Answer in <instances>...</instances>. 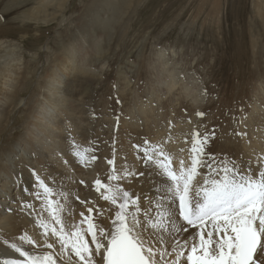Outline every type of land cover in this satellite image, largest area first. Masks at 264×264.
<instances>
[{"label":"rangeland","instance_id":"374dc122","mask_svg":"<svg viewBox=\"0 0 264 264\" xmlns=\"http://www.w3.org/2000/svg\"><path fill=\"white\" fill-rule=\"evenodd\" d=\"M37 2L0 0V67L8 68L11 61L12 69L11 74L3 77L7 82L0 81L4 92V97L0 96V114H4L0 126L3 128L0 167L19 168L18 161L27 147L21 140L27 131L31 108L37 109L48 92L51 98H55L53 95L64 98L61 90L49 89H56L59 81H63L55 77L48 85L46 78L53 67L54 71L64 73L63 79L76 77V93L65 96L67 106L75 107V115L69 114L67 119L56 117L63 122L61 129L95 130L90 135L94 147L96 143L121 137L120 130H146L145 123L128 129L121 125V120L134 121L135 108L145 104L156 89L160 95L155 102L157 113L167 130H183L186 122L196 116L197 125L191 127L190 134L199 131L209 135L204 147L211 148L208 157L213 162L239 157L240 143L235 142L234 133L241 130L240 124L250 117L255 104L264 111V0H67V3L64 0L66 6L51 5L39 19L30 18ZM68 53L75 62L72 74L69 60L66 69L59 71V62ZM161 53L165 54L169 72L177 70L193 80V94L198 92L201 101L187 98L184 88L178 85L171 91L155 86L161 77V71L158 72L161 62H156ZM21 79L23 89L11 107L6 95ZM65 109L58 110L66 114ZM198 112L204 115L199 116ZM258 121L264 123L263 119ZM50 128L48 131H53V125ZM70 133L67 137L73 142ZM192 140L186 137L183 144ZM64 141L63 147L68 149ZM99 151L100 155L105 153ZM48 160L49 157L44 158L43 162ZM29 162L30 159L22 167ZM70 176L77 177L74 173ZM70 176L67 175L68 179ZM11 181L21 183L20 171ZM30 186L28 194H33ZM14 189L12 186L10 192L14 198L3 199L0 210L8 207L12 211L8 203L19 196ZM65 197L67 193L63 191L59 198ZM74 199L72 195L75 203L70 200V211L79 203V199ZM37 201L44 203V199ZM64 208L60 210L62 215ZM95 214L97 225L102 226L98 222L99 213ZM103 216L104 211L100 222ZM62 221L69 222L67 216Z\"/></svg>","mask_w":264,"mask_h":264},{"label":"bare ground","instance_id":"6f19581e","mask_svg":"<svg viewBox=\"0 0 264 264\" xmlns=\"http://www.w3.org/2000/svg\"><path fill=\"white\" fill-rule=\"evenodd\" d=\"M35 1H38V6L29 15L30 18L36 17L39 19L42 12L51 5L57 4L58 8H62L65 5L64 0H59V2L58 0ZM66 1L67 0H65V2ZM165 59V54L161 53L160 56L158 55V61L156 62L160 61L161 63H159L160 70H157L158 72L161 71V77H156L159 79H156L157 83H155V86L165 87L167 90L171 91L176 85H178L180 88H184L183 93L187 98L194 97L196 102L201 101L202 97L198 92L193 94L195 91L193 80L187 79L184 75L179 74L177 70L169 72ZM68 60L69 65L71 66L70 74H72L71 72L75 70L72 68L75 62L74 58H72L71 54L69 53L65 55L64 60L59 62V71L61 72L66 69V62ZM10 63L11 61L9 64ZM9 64H7L8 68L0 67V81L7 82L3 79V77L11 74L12 69ZM156 64L157 63H155V65ZM154 66L152 68H154ZM54 69L55 67L52 68L46 78L48 85H50V79H55V77H59V79H62L63 81H59L56 89L54 87L49 89L61 90L63 93H65L64 98L54 95L52 97L55 98H51L48 95V92L45 98H43L42 103L38 105L37 109L31 108L27 131L24 139L21 140L22 142L26 143L27 147L22 152L21 160L18 161L19 168L16 165L0 167V187L1 191H4V193L0 191V203L3 201V199L5 201L9 199L11 196L10 192L12 191V186L17 189V195H19L14 199V201H9L8 203L9 207L12 205L10 207V210L13 208L12 211H9L8 207L0 210V261L24 259L19 255V253L15 252L10 247V244L16 243L25 251H28L34 255L41 254L45 251H52L56 256L57 264H68L69 253L67 251L64 253L66 257L64 255H59L60 245L56 237L51 235L50 230L48 235L44 236V229L40 227L41 222L49 224L50 229L53 226L59 229L60 225H56L52 220V217L49 214L51 210L48 209L45 200L44 203H38L37 201H42L44 199L42 190L41 197L39 199L35 195V193L39 190L36 180L37 175L44 179L45 182L54 190L52 199L59 201V203L62 205V208L65 207V213L63 215L61 211L58 213L61 219H65V216H67L69 222L65 225H79L80 221L84 218L81 216V213H84V216H88L89 213L87 212V209L89 207L94 208L91 216L96 223L97 215H94L95 209H98L99 206H103V220L100 222V214H98V222L99 224L101 223L102 227L107 230L114 219L115 206H112L109 202L104 201L101 198L100 193L95 190V185L92 184V181H95V179L99 178L104 183L116 184V181H108L107 179L113 167H115L117 174L120 175H123L125 170H130L135 173L143 172V176L128 177L119 181L118 183L122 188L129 191L130 193H133L134 197H140V202L142 205V219H147L148 215L155 219L157 215L155 201L160 199L163 190L170 182L151 164L145 166V163L142 159L144 148H149L150 151L152 148H156L157 150L162 149L165 154L172 157V167L174 170L179 169L181 160H183L188 166H190L191 163V158L193 155L191 152L192 142H189L191 145L189 143L188 145L183 144V141L186 137L190 140L193 139V135L190 134V129L191 127H194V125H197L196 119L198 118L194 116L195 118H193V121L191 119L189 122H186L185 126L182 127L183 130H175V132L170 131V129L167 130L168 128L165 123L159 119L161 118V115H158L157 113V106L155 102L160 98V95L155 91L156 89L153 90V94L145 104L135 108L134 112L132 113L133 117L135 118L134 121H125L124 119L121 120V125L128 129H131V126L138 127L145 123L146 130L143 132H140L141 130H128L125 132L124 130H120L121 137H114L111 140L107 139L104 144L100 143L101 145L96 143L97 146L94 147L95 141L92 139V137H90V135H92L95 130L66 131L61 129L63 122L58 121L56 117L60 116L61 119H65L66 117L67 119L69 114L75 115L73 114L75 107H72V105L69 107L67 106L68 101L65 96L71 97V95L76 93V89L74 87V84L76 83V77L69 76L67 79H63L64 73H59L58 70L54 71ZM157 70L155 69V71ZM23 83L24 82L22 79L18 80L16 85L11 87L12 91H9L8 95H6L9 106L14 107L15 100L20 95V91L23 89ZM2 95H4V92L2 89H0V96ZM63 107H66V114L59 111ZM260 107L261 105L258 106V104H255L250 117L246 119L245 122L240 124L241 130H237V132L244 133V135H236L235 133L237 132H235L233 135L235 142L240 143L237 153L239 157H228V159L225 158L224 161L220 158L219 160L216 159L215 162H213V160L208 157V152L210 151L208 148L210 147L205 146L202 159L201 156L199 157L201 160V165L198 167L199 175L196 177L197 180H201V178L204 176L220 178L222 173L218 172V170L222 169L224 162L227 160L236 162L241 172H247L250 175L255 174L256 178L259 177V171H264V163H262V161H264V123L263 121H258L260 119L264 120V111H262ZM3 117L4 114L1 113L0 126L4 123V121L2 122ZM74 118H76V116H74ZM254 118L256 120H254ZM241 121L243 120L241 119ZM181 122L184 123V121ZM50 125H53V131H48L52 130ZM68 125L69 124H67V127ZM2 130L3 128L0 127V136H2ZM61 130L62 132H60V135L56 136L55 132ZM97 131L101 133L102 130ZM69 133H73V142L70 141V137L69 139L67 137ZM64 136H66V139H63L65 140L64 142L68 143V149H64L63 147L64 144L62 137ZM239 136L241 140L239 139ZM248 138H253V141H248ZM145 141H147L148 144H145ZM73 145H75V148ZM137 145L140 146L139 149L135 147ZM85 148L89 150L86 154V159L87 157L96 156L98 154L100 155V149L105 153L101 154L99 157L97 156L98 158H96L94 161L83 163L75 156V151H82ZM12 154L16 155L15 152H12ZM60 156L61 158L58 159ZM48 157L49 160L43 162L44 158ZM29 159L30 162L27 167H22V165H25ZM110 160L113 161V164L108 163ZM28 166H32V169H29ZM229 166L231 167V165ZM29 170L31 172H29ZM19 171L21 183L15 182L14 184L12 183L11 179L14 175H17V172ZM70 173H74L77 176L76 179H71L73 177L70 176ZM67 175L70 176V181ZM82 175H86L87 179H83ZM72 181L73 183H71ZM81 181L84 183L81 184ZM68 183H70V185H68ZM30 184V190L33 191V194H28V186ZM32 184L35 186V189ZM63 191H66L67 197H65V199H60L62 197L59 198V195ZM101 191H103V189ZM72 195L76 200L77 197L79 198V203L76 201L77 205L71 208V211L74 210V212H71L68 209L71 207V203L73 202ZM11 198H14V196H11ZM70 200L72 201L71 203ZM81 201H86L87 203L82 204ZM172 207L175 209L176 205H173ZM145 208L148 209L147 215L144 213ZM181 223H183V221H181ZM81 227L86 230L87 224L85 223ZM189 231L195 233L197 230L190 228ZM25 234L37 241V243L29 244L27 242L21 241L19 238ZM187 237L188 233H183L179 238L183 240ZM85 238L88 240L90 248H94L95 246L91 243L90 235H87ZM45 240H47L48 243H53L54 248L47 249L44 247ZM153 243L155 244V236H153ZM158 246L163 247V245ZM169 259H171V257H169ZM77 261L78 258L73 255L72 264H77Z\"/></svg>","mask_w":264,"mask_h":264},{"label":"snow or ice","instance_id":"6c2138e0","mask_svg":"<svg viewBox=\"0 0 264 264\" xmlns=\"http://www.w3.org/2000/svg\"><path fill=\"white\" fill-rule=\"evenodd\" d=\"M192 135L190 166L181 160L178 170L173 169L172 157L162 149L143 150L145 166L151 164L170 182L160 199L155 201V219L150 215L142 219L140 197H134L118 183L128 177L143 176V172L125 170L120 175L113 167L107 179L116 184L95 179V190L104 201L115 206L114 219L107 230L94 222L92 207L87 209L88 216L81 213L84 218L79 225H65L58 214L62 205L52 199L54 190L37 175L39 190L35 195L39 199L42 190L52 220L60 225L59 229L55 226L50 229L49 224L41 222L43 235L47 236L51 231L59 242V255L69 253L68 264H72L73 255L78 258L77 264H264V171H259L256 178L255 174L241 172L236 162L227 160L218 170L222 173L220 178L204 176L197 180L201 165L199 157L204 153L209 135L199 131ZM135 147L139 149L140 146ZM88 151L87 148L75 151V156L83 163L94 161L95 156L86 159ZM108 163L113 164V161ZM173 205H176L175 209ZM95 211L102 214L104 209ZM144 213L147 215V208ZM85 223L86 230L81 227ZM190 228L197 231L192 233ZM183 233H188V237L181 240L179 237ZM87 235L94 248H90ZM19 239L29 244L37 243L27 234ZM10 247L24 259L4 260L0 264H57L52 251L34 255L16 243ZM44 247L53 249L54 244L45 240Z\"/></svg>","mask_w":264,"mask_h":264},{"label":"water","instance_id":"95a60500","mask_svg":"<svg viewBox=\"0 0 264 264\" xmlns=\"http://www.w3.org/2000/svg\"><path fill=\"white\" fill-rule=\"evenodd\" d=\"M180 74V73H179Z\"/></svg>","mask_w":264,"mask_h":264}]
</instances>
